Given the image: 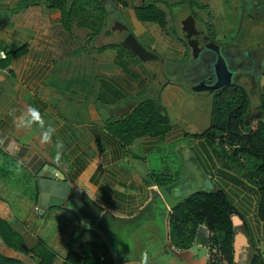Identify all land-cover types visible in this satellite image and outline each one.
<instances>
[{
  "label": "crops",
  "instance_id": "0c3cea01",
  "mask_svg": "<svg viewBox=\"0 0 264 264\" xmlns=\"http://www.w3.org/2000/svg\"><path fill=\"white\" fill-rule=\"evenodd\" d=\"M99 1L103 6L105 0ZM74 20L70 27L65 26L61 10L50 7L47 0H0V59L27 46L7 67H0V218L22 236L29 249L39 243L49 247L55 264H67L70 252L80 254L84 261L86 242L98 247V264H217L208 259L205 250L211 236L205 224L199 226L188 247L172 243V208L162 191L166 185L154 180L153 172L167 167L166 143L184 138L183 129L173 124L165 143L145 134L125 144L110 127L153 92L147 65L133 74L124 70L117 50L110 45L112 36L93 34ZM127 21L136 32L138 26L143 30L162 27L139 20L136 13ZM157 36L162 46L165 38ZM167 42L178 56L181 44ZM28 106L40 110L43 127L51 124L56 128L50 141L41 142L39 122L16 127L9 110L15 108L19 115ZM257 122L258 118L252 120L253 128ZM57 140L63 142L58 159ZM177 151L182 167L188 157L196 160L235 207V233L241 231L247 244L241 247L240 260L233 257L232 264H252L257 255L264 256V221L257 215L259 193L246 177L247 169L238 175L229 161L228 180L217 177L199 145ZM45 166L50 173L65 175L72 186L61 205L44 208L40 204L38 172ZM81 193L100 209L96 222L74 205V196ZM158 194L168 209L164 216L160 205L156 206ZM141 212L145 218L137 225ZM143 230L152 240L146 252ZM0 251L27 264L41 260L33 251L23 254L7 246L1 236Z\"/></svg>",
  "mask_w": 264,
  "mask_h": 264
},
{
  "label": "trees",
  "instance_id": "16d2710c",
  "mask_svg": "<svg viewBox=\"0 0 264 264\" xmlns=\"http://www.w3.org/2000/svg\"><path fill=\"white\" fill-rule=\"evenodd\" d=\"M47 2L50 7L61 10V21L67 27H70L75 18L79 19V25L89 28L97 25L93 34L100 33L105 27L108 13L102 4L100 5L102 17H100L98 26V21L93 22V20L91 24L86 25L87 18L90 17L88 13H85L89 4L87 0H47ZM135 13L141 21H155L161 26L166 24V13L154 4L138 5L135 7ZM108 33H110L109 30ZM26 49L27 46L24 45L14 52H8L0 59V67H7L14 56L24 53ZM121 64L124 70L128 71L125 63ZM215 102V116L212 124L203 132H193L192 136L199 139L204 138L211 146H215L216 141L221 146L229 145V151H226V154L229 155L232 166L238 165L247 169L246 177L256 185L259 193L257 215L260 220L264 221V90L260 93V116L249 113L250 97L245 89L226 88L217 93ZM254 118H258V122L253 128ZM172 125L158 98L150 96L139 100L131 112L112 123L110 127L125 144L145 134L158 136L161 142L165 143L166 134ZM185 132L184 138L166 143L168 152L165 158L172 161L170 166L153 172L154 180L162 187L176 181L181 173L182 164L177 147L181 142L190 143L191 141V133L187 130ZM171 155H173L172 160ZM243 157L247 159L245 164L242 162ZM155 202L156 206L160 205L159 207L163 210V216L166 215L168 209L159 194ZM73 203L88 220L91 222L98 220L100 209L87 194L75 195ZM171 208L170 235L174 245L188 247L195 239L199 226L205 224L211 231L210 243L218 244L228 264L233 263L235 207L223 189L196 191L174 202ZM144 218V212H141L136 217L137 225ZM0 236L3 243L20 253L29 254L33 251L38 254L41 257L38 264H55L54 252L49 247L39 243L35 248L29 249L22 236L2 218H0ZM83 252L87 255L84 261L81 262L80 254L70 252L67 264H98V247L95 244L84 243ZM93 260H95L94 263ZM0 264L27 263L20 257L9 256L0 251ZM252 264H264V256L257 255Z\"/></svg>",
  "mask_w": 264,
  "mask_h": 264
},
{
  "label": "flooded vegetation",
  "instance_id": "af4514ba",
  "mask_svg": "<svg viewBox=\"0 0 264 264\" xmlns=\"http://www.w3.org/2000/svg\"><path fill=\"white\" fill-rule=\"evenodd\" d=\"M160 3L163 6L157 5ZM152 4L161 8L166 18L168 16L162 31L165 42L176 40L181 44L178 56L173 55L169 43L162 50L157 49L155 42L160 38L157 35L149 39L153 44L141 42L119 9L115 17L113 13L107 14L101 31L106 37L112 36L113 43L126 47L150 66L154 76L152 85L176 83L198 92L216 93L226 88L247 89L251 93L259 89L264 76V0H181L175 3L158 0ZM135 39L139 46L132 44ZM209 45L219 46L221 54L211 50ZM155 56L163 58L164 63ZM215 71L229 72L232 82L215 90L195 88L202 80L213 83ZM159 76L164 79L159 80ZM201 86L205 88L204 83ZM225 260L223 262L228 264Z\"/></svg>",
  "mask_w": 264,
  "mask_h": 264
},
{
  "label": "rangeland",
  "instance_id": "374dc122",
  "mask_svg": "<svg viewBox=\"0 0 264 264\" xmlns=\"http://www.w3.org/2000/svg\"><path fill=\"white\" fill-rule=\"evenodd\" d=\"M87 1L89 4L85 13H88L90 17L87 18L88 23L86 25L91 24L93 20V22L98 21L97 24L99 26L100 17H102L101 16L102 14L100 12L101 2L99 0H87ZM118 2L120 3L119 11L121 12V15L125 17V19L127 20L129 19L131 20V16L134 17L135 7L142 4V0H119ZM127 5L130 6V8ZM158 6H163V4L160 3L158 4ZM117 11L118 9L111 12L113 13L114 17L118 15ZM94 26H95L94 28L93 25L90 27L92 33L93 30L95 31L97 29V25ZM153 28L151 26L150 29L143 30L142 27L138 26L137 33L140 37L139 40L141 42H149L150 44H153L152 40H149L152 36H154L153 38H155L157 34H160L161 37L166 38L165 34L162 31L163 30L162 27L154 28V29ZM163 43L164 44L161 46V43L159 42V40H157L155 42L157 49L162 50V48L165 47V44L169 42H163ZM112 46L113 49L117 50V55H118L117 57L119 61L121 63H125L129 72L133 74L134 72H136L135 71L136 69H143V66L147 65L146 70L150 75H152L153 71L150 68V66L146 63H145L146 65H144V62L140 61L139 58L133 55V53L130 50H128L126 47L122 46L119 43L112 44ZM150 78L152 79L154 78V76H151ZM163 79H164L163 76H159V80H163ZM152 90H153V92H151L152 94L149 92L150 96L158 98V100L164 107L165 113L168 114L172 124H177L178 126L181 127V129H183L184 132L187 130L191 133L190 143L181 142L178 145L177 149L181 150L184 147H190L194 144L199 145L206 152V157L208 161L211 162V165L213 166V170L215 171L214 173L217 175V177L224 176L229 180L230 160H229V155L226 154V151H229V145L224 144L223 146H221L219 145L218 141H216L214 143L215 146H211L207 144L204 138L199 139L192 136L193 132H203L212 124L213 118L215 116L214 109L216 107L215 100L217 93L212 91L198 92L190 88H184L176 83H165L161 87L155 84L153 85ZM245 90L250 97V108H249L250 114L253 113V115L260 116L261 115L260 93L261 91L264 90V76H262V82L258 90H256L253 93H251L247 89ZM172 157L173 155L170 156L171 160ZM246 160H247L246 158L244 157L242 158V162H244V164ZM165 162L167 166H170V164L172 163V161H170V159L168 158H165ZM234 170L238 175H241L243 173L242 171L244 170V167L237 165L234 166ZM141 236L144 241L143 243L145 244L144 252H146V247L152 245L151 242L152 240L149 238L148 231L143 230L141 232ZM207 241L206 243H208V247L210 245L209 248H207V245L205 246L208 259L217 264H227L226 262H223L226 260L223 258L219 245L216 243L211 244L210 240ZM134 252H135L134 249H131V253Z\"/></svg>",
  "mask_w": 264,
  "mask_h": 264
},
{
  "label": "water",
  "instance_id": "95a60500",
  "mask_svg": "<svg viewBox=\"0 0 264 264\" xmlns=\"http://www.w3.org/2000/svg\"><path fill=\"white\" fill-rule=\"evenodd\" d=\"M147 5L154 3L158 0H144ZM169 3L179 2L181 0H165ZM103 6L107 13H110L119 8L118 0H105ZM132 44L139 46L140 43L135 39ZM209 48L213 51L220 53V47L209 45ZM161 64L164 63L163 58L155 56ZM164 71V68H163ZM216 80L213 83H206L202 80L200 84H197L195 88L197 90H215L222 85H226L232 82V79L229 78V72L215 71ZM204 83L205 88L201 86ZM46 167V168H45ZM42 168L39 174V186H40V204L42 207H47L51 205H61L65 202L66 197L70 193L71 184L67 181L66 176L62 173L54 171L50 173L47 170V166ZM209 184H208V183ZM216 189L214 183L209 181L208 176L203 172L202 168L199 166L198 162L193 158H187L179 175V178L172 182L171 184L166 185L162 188L163 195L169 205H172L174 202L180 200L181 198L194 193L199 190H212ZM201 227H199L200 231ZM246 238L244 237L241 231H237L234 237V248L236 253H234V259L236 261L240 260V251L243 244L246 243ZM249 243V241H248ZM251 255V254H250ZM248 257H250L248 255ZM253 260V259H252ZM251 260V261H252ZM252 263V262H251Z\"/></svg>",
  "mask_w": 264,
  "mask_h": 264
},
{
  "label": "clouds",
  "instance_id": "9594fccd",
  "mask_svg": "<svg viewBox=\"0 0 264 264\" xmlns=\"http://www.w3.org/2000/svg\"><path fill=\"white\" fill-rule=\"evenodd\" d=\"M16 109L12 108L9 110V114L13 115L14 122L16 127H29L33 122H39V124L44 126V119L41 116L40 110L35 106H28L26 109L22 110L19 115H15ZM56 132V128L49 124L47 127H43L40 139L41 142H48L52 139L53 134ZM55 147L57 149L56 157L59 158L60 152L59 149L63 147V142L57 140ZM146 257V254H145Z\"/></svg>",
  "mask_w": 264,
  "mask_h": 264
},
{
  "label": "built area",
  "instance_id": "2783aa9c",
  "mask_svg": "<svg viewBox=\"0 0 264 264\" xmlns=\"http://www.w3.org/2000/svg\"><path fill=\"white\" fill-rule=\"evenodd\" d=\"M36 209H39V207L37 206ZM209 247H210V245H209ZM209 247H207V248H209ZM102 258H104V256H102Z\"/></svg>",
  "mask_w": 264,
  "mask_h": 264
}]
</instances>
